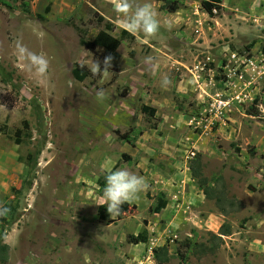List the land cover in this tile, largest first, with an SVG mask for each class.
I'll return each instance as SVG.
<instances>
[{"label":"rangeland","instance_id":"1","mask_svg":"<svg viewBox=\"0 0 264 264\" xmlns=\"http://www.w3.org/2000/svg\"><path fill=\"white\" fill-rule=\"evenodd\" d=\"M5 1L0 264H264V0H223L213 17L202 0H179L175 12L146 0L161 26L151 37L128 31L134 38L122 32L117 0ZM107 22L124 36L119 59L76 80V64H103L81 40ZM17 41L45 55V77L14 55ZM197 154L209 185L235 200L227 215L191 175ZM118 168L147 187L101 220L104 177ZM160 197L166 207L153 212ZM223 223L231 234L219 238ZM144 231L146 242L128 240ZM163 245L170 259L161 263L153 248Z\"/></svg>","mask_w":264,"mask_h":264},{"label":"clouds","instance_id":"2","mask_svg":"<svg viewBox=\"0 0 264 264\" xmlns=\"http://www.w3.org/2000/svg\"><path fill=\"white\" fill-rule=\"evenodd\" d=\"M113 9L117 14L124 17L123 27L131 33L140 32L145 37H151L158 32L161 26L156 12L146 0L140 4H134L133 0H117L113 5ZM14 55L26 62L27 71L35 77L43 78L47 74L49 61L43 53L31 51L17 41L15 43ZM111 59V56L105 57L103 68L100 67L98 62L93 61L89 71L93 76L103 75L111 67ZM145 62L152 64V58H146ZM170 82L167 74L161 76L160 84L162 88H167ZM96 99L98 102L105 99L103 89L96 92ZM104 179L105 186L102 198L105 201L107 212L112 218L120 215L121 206L124 203L136 198L147 187L146 181L142 176L126 168L110 171L105 175ZM8 212L9 209L7 207L0 206V216H5Z\"/></svg>","mask_w":264,"mask_h":264},{"label":"trees","instance_id":"3","mask_svg":"<svg viewBox=\"0 0 264 264\" xmlns=\"http://www.w3.org/2000/svg\"><path fill=\"white\" fill-rule=\"evenodd\" d=\"M157 1L162 2L161 9L167 12H175L180 8L179 0H157ZM222 2L223 0H202L201 5L204 8V10L211 17H213L216 14L215 12L218 13V11H220V9L222 8ZM0 4L7 5L9 8H13L10 5V3L6 2L5 0H0ZM23 11L26 13H30L31 10L29 3L23 6ZM110 26L111 23L107 22L105 29L100 30L91 41L85 42L84 40H81V42L83 44H86L91 51H93L96 55H98L102 59V61H104L105 57L111 56L112 59L110 63L113 64L120 57L118 49L120 47L121 41L123 40L124 36L117 37L113 35L111 33L112 29H110ZM122 32L123 34H129L130 37L134 38V35L126 31L125 29L122 30ZM81 65L83 64H79V63L76 64L72 70V74L74 78L78 81H82L88 76H93L89 71V68H87L85 65L81 67ZM101 68H103V64L101 65ZM3 74H4L3 69L0 67V75ZM141 109L143 112L149 113L150 115H154L156 112V109L154 107H149L146 105H143ZM189 169L191 171L192 177L194 179H197L199 183V187L203 190L205 196L208 199L215 200V203L218 209L220 210V212L223 215H227L229 213V210L227 209L226 204L229 203L230 206H233L235 200L229 199L226 196L224 189L217 190L216 188L211 187L209 185V180L202 175V163H201L200 154H197L195 159L190 163ZM166 204H167L166 199L164 197H160L158 199L157 204L152 208V211L159 212L164 207H166ZM123 208L124 207L122 206L119 216L122 215ZM98 215L101 220H107L110 216L104 205L99 206ZM230 234H231L230 225L228 223H223L219 229L218 237L221 238L222 235H230ZM128 240L132 243L138 244L140 242H146L148 240V235L146 231H144L137 235H130L128 237ZM6 246L7 245H4L3 249H5ZM153 254H154V258L161 263L167 262L170 259L168 248L165 245L153 248Z\"/></svg>","mask_w":264,"mask_h":264},{"label":"built area","instance_id":"4","mask_svg":"<svg viewBox=\"0 0 264 264\" xmlns=\"http://www.w3.org/2000/svg\"><path fill=\"white\" fill-rule=\"evenodd\" d=\"M225 105V102L224 101H219L218 102V106L221 107V106H224Z\"/></svg>","mask_w":264,"mask_h":264}]
</instances>
